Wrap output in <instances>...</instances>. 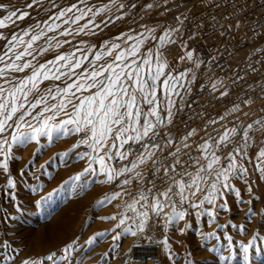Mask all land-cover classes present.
Masks as SVG:
<instances>
[{
  "label": "snow or ice",
  "instance_id": "snow-or-ice-1",
  "mask_svg": "<svg viewBox=\"0 0 264 264\" xmlns=\"http://www.w3.org/2000/svg\"><path fill=\"white\" fill-rule=\"evenodd\" d=\"M111 3L115 4L116 0ZM81 4H85V0H74L67 6L57 5L53 0L52 7L56 11L46 20L30 24L10 36L0 31V41L4 42L0 47V151L4 154L0 167L8 171V157L13 145L39 143L41 137L51 144L61 137L79 135L81 138L64 155L81 145L90 149L76 154L78 159L88 161L83 174L96 172L93 165L98 163L99 173L104 177L101 183L123 186L138 182L145 186L148 194L141 190L138 199L134 198L128 205L133 212H137V204L144 209L137 212V219L133 221L139 230H144L151 219L150 213L160 216L168 207L171 213L166 214V223L184 220L186 212L177 211V200L181 205L187 203L190 208L200 207L197 216L206 214L208 222L214 223L216 211H208L205 204L216 205L217 200H222L218 208L231 211L227 194L233 191L236 202H240V192L233 188L230 180L246 176L247 169L238 163V159L247 155L254 124L243 127L223 124L228 115L235 114L239 119L241 112L239 104L229 100L232 107L223 115L218 113L217 118H208L203 126L186 125L187 130L173 134L172 128L176 127L179 114L192 107L191 103H185V97L192 94L191 85L197 79L192 69L176 75L168 71L164 53L171 54L168 46L176 43L172 37L179 28L164 30L159 36L155 35L154 29H149L151 39L157 44L149 47L146 53L141 52V46L148 37L140 39L127 34L99 44H88L84 40L73 43L67 37L81 33L96 35V30L103 31L123 19L117 15L115 19H101L98 24L96 18L108 9V4L95 9L87 5L81 8ZM37 6H43L42 0H30L24 7L34 9ZM136 6L131 4V7ZM117 7L122 10L126 5L121 3ZM0 9L7 11V5L0 2ZM44 10L50 12L47 8ZM86 18L87 22L81 24ZM26 19H33L31 12L22 9L8 11L0 18V29L8 28L6 22L16 24ZM71 25L78 27L73 29ZM187 39L195 40V34H190ZM181 43L187 47L185 41ZM65 45L70 47L65 49ZM193 54L194 50H189L180 58L193 61L194 68L199 69L205 62L199 58L193 60ZM213 60L218 61V58L213 57ZM243 79L237 74L232 82L235 84ZM210 87L218 101L228 100L232 95L223 79L212 80ZM260 91L264 92V86ZM253 102L251 99L240 101L242 104ZM61 115L66 118L59 119ZM196 116L202 118L203 113H197L189 120ZM254 123L264 130V119ZM217 124L221 127L207 131L209 126ZM201 132L205 134L201 135ZM236 136L240 140L231 150L224 152ZM255 158L261 161L258 170L260 178L264 179V148ZM205 185H208L207 195L199 205L193 204L197 193L205 191ZM8 186L16 185L9 179ZM11 195L14 199L15 195ZM98 203L103 205L106 200ZM125 219H121L117 227L125 224ZM230 224L233 229H244L242 224L231 221ZM188 227L190 225L185 224V228ZM127 231L130 229L125 228ZM103 235V232L97 234ZM208 237L211 236L205 234L203 238ZM225 237L230 244L232 237L227 234ZM96 239L93 237L88 243L91 245ZM119 239L118 235L113 236V240ZM73 250L74 242L67 244L63 252L70 254ZM56 256L54 252L46 260L59 264V261L69 259V255L62 254L58 260ZM23 264L30 262L25 260ZM31 264L39 262L32 261Z\"/></svg>",
  "mask_w": 264,
  "mask_h": 264
},
{
  "label": "rangeland",
  "instance_id": "rangeland-1",
  "mask_svg": "<svg viewBox=\"0 0 264 264\" xmlns=\"http://www.w3.org/2000/svg\"><path fill=\"white\" fill-rule=\"evenodd\" d=\"M150 1L152 0H116V3L112 4L111 0H94V1L86 0L85 4L80 5L81 8L82 7L85 8L86 5L88 7L93 6V8L103 7L104 4L107 2L108 9L101 15L97 16V18L98 17L100 18L98 19L96 18V23L98 24L101 22V19L108 20L109 16L112 19H115V16L117 15H120V16L124 15L125 17H123V20L118 21L119 23L116 22L117 24L115 26H110L108 28H105L103 30L104 32L103 31L100 32V30H96V35L94 36L93 35L91 36L90 34L88 36L87 35L85 36V34L82 33L77 37L70 36V37H67V39L72 40L74 43L75 41L76 43H78L80 40H84L88 44H93V43L99 44L103 40H114L115 37L123 35V34L135 36L140 39H143L144 37H148V39L145 40L144 45L141 46V52L146 53L149 47H155V45L157 44L156 40L151 39L152 34L149 33L148 31L149 29H154L155 35L159 36V35H163L164 30H168L170 28H179V32L175 33L172 37L174 40H176V44H172L169 46V48L171 49V54H169L168 52H165L164 56L168 61V71L172 72L174 75L179 74L180 72H184V70L187 68V65L192 63V61L186 58L181 59L180 57L186 56L187 51L193 50L192 45H191L193 40L188 41L187 47H183V46L181 47L177 43L179 42L177 40L186 39L190 35L184 23L183 12H188L190 10L197 9V5H195V3H191L183 7L181 6V4H178L176 0H161L157 2V4L158 5H161V3L165 4L162 9H159L156 6H152L150 9L148 7L149 5L148 3H150ZM42 2L46 4L47 9L49 10L51 9L50 12H46L45 10L34 12V11H30V9L23 8V10L25 9L24 11L28 10L29 12H31L33 21L31 19H26L25 22L21 21V23H24L25 26L24 24H21L20 21H18L16 22L17 25L13 24L14 27L12 26L10 22H6L9 24L8 26L9 28H6V29H9V30L6 31V29H1V31L10 36L12 34L11 32L19 33L21 31L20 29L27 28L30 24L36 23L34 22V20H36L37 22H40V21L42 22L44 21L45 18H48V15L50 13L51 14L55 13L56 9L52 7L53 0H42ZM54 2L57 5L67 6L70 3L74 2V0H58V1L54 0ZM121 3L125 4L126 7L122 10H118L117 5ZM132 3H135L137 6L131 7ZM4 15H7V14L5 13ZM88 15L91 16V13H89ZM1 16L3 15L0 14V18H2ZM142 16H144L145 18ZM131 20H133L134 23L130 22ZM85 21L87 22V18L86 20H83L80 23L81 24L86 23ZM179 21H182L183 23L181 24ZM58 23H62V22H58ZM132 23L135 24V26ZM19 24L21 25V28ZM73 26L76 28V26L78 25L76 26L73 25ZM73 26L71 25L72 28H74ZM119 27H121V29ZM79 38H82V39H79ZM25 39H27V37H25ZM115 42L120 43L121 41L116 40ZM40 43L42 44L43 41H41ZM128 43L131 44V43H134V41H128ZM3 44L4 42L0 41L1 47H3L2 46ZM68 46L69 45H65V49H67ZM173 52L175 53V55H173ZM52 55H54V53ZM195 56L196 54L194 51L193 60L195 59ZM17 75H23V74H17ZM0 83L2 82L0 81ZM64 118L66 117L61 115L59 119H64ZM262 132L259 133L260 136L255 138L254 142H252V145H251V152L253 155V162H254V167L256 168V170L259 169V166L261 165V161L257 160L255 156L258 154V151L261 148H264V133L261 134ZM76 136L77 135L61 137V138L55 139L54 140L55 143L53 142L51 144L48 143L45 137H41L39 143L29 142L24 147L23 146L16 147V145H13L12 151L11 153H9V157H8V164H9L8 171H5L3 167H0V187H1L0 188V224H1L0 225L1 227L0 228V237H1L0 238L1 239L0 240V264H10V263L11 264L12 263L13 264H23L25 260H28V261L30 260L29 262L31 264L32 259L33 261L39 262V264H52V261H47L46 257L48 255H52L54 252L57 254L56 256L57 260L59 259V256L62 254L69 255L68 261H59V264H121L123 263L121 262V256H123V253H120L118 250L117 240H113V236H117L116 233H117V225H118V218H117V212H116L117 203L115 199V192L111 187L112 185H110L109 183H101V180H103L104 177L99 173L98 163L93 165V167L96 169V172L91 173V174H83L84 169L88 167V161L86 159L80 160L77 158L76 154L78 152V149L71 151L70 154L73 157L72 158L73 164H70L71 166H70L68 173L65 175V177L61 181L62 184L68 187L67 188L68 191L66 192L67 194L64 193L60 195L62 199L64 200V198H67L68 196H70V194L76 195L78 197L84 196L89 191L94 192V194L82 206L81 211L78 215L79 218H77V221L75 222V225H74L75 228L73 227L74 232H72V234L70 235V238H67V240L59 243L60 245L58 244L57 247H54V248L51 247V248L44 250L43 252L45 254L42 252L43 253L42 255L40 253L39 255H37V254L29 253V252L26 253L24 246H22L19 242L20 238L17 237L18 232L21 229H23L25 225L26 226L30 225L28 221L29 215L38 209H43L45 206L47 207L49 200H50V196H51L50 192L48 190H45V189H48L47 182H49L52 178L56 176L57 174L56 172H58V169H60L63 163H65L64 161L65 159H67L66 157H68L69 155L65 156L64 153L69 152V150L72 148V145L77 142ZM66 143H69L68 147L66 148H59L54 151H51V149H49L51 147L53 148V147H56L57 145L61 146ZM18 147H20L19 148L20 150L18 149ZM41 149L44 151H42ZM45 153H48V155L46 156ZM100 155H103V152H101ZM41 156H42V161H39L41 160ZM50 158L53 160H51ZM3 161H4V154L2 151H0V163H3ZM58 161H60L59 163L61 165L60 164L58 165ZM76 162L78 163L76 164ZM62 167H64V165ZM35 171H37V173ZM41 177L43 178V180ZM77 177L79 178L77 179ZM9 179H11L16 185L15 187H12L13 189L9 188L8 186ZM260 181L264 182V179H260ZM18 192L21 194H19ZM11 194L15 195L14 199L12 198ZM26 197H27V201H26ZM28 198H29V202H28ZM247 199H248V204H249V207L247 209V215H249V220L250 221L251 220L252 221L254 220L264 221V217H263L264 216V188L263 186H261V183H260V186L256 187L251 193H249V196L247 197ZM101 200H106V203H104L103 205H100L98 202ZM220 203H223V201L217 200L216 219H217V236H219V239H217V244L220 243L221 235L223 233L224 235L228 234L227 230H224V231L221 230L220 221L223 218H224L223 220H227L229 218L228 215H230L231 213V211H226V210H224L225 211L224 212L223 209L220 211V209L218 208V205ZM254 203L259 204L257 210L255 211H253ZM31 204L34 206H32ZM227 204H228V207H230L231 209V198L229 197V195H227ZM25 207H28V208H25ZM2 212H4V214ZM46 221L47 219L45 218L41 219V225L43 224L47 226L49 222H46ZM188 225H191V222L190 223L188 222ZM242 225H244V229L240 230L241 237L240 239H237V243L238 245H241L243 248H246L249 242H251V237H252L251 234L253 233L251 231L249 232V230H251V227L249 226L250 224H248V222L243 221ZM89 226H91L93 229L91 227L89 228ZM263 227H264V222H263ZM173 228H177V231L180 234V236L176 240L177 242H179V245L180 246L181 245L187 246V244L189 245L188 243L189 227L185 228V226L184 227L179 226V227H171L170 229H173ZM203 228H204L203 229L204 233H206V228L205 227ZM170 229H169V236H171ZM101 232L105 233V235H103L104 237L109 238L110 242H109L107 249H101V248L99 249L98 247L99 239L103 238V236H97V234ZM246 235L248 236L246 237ZM93 237H97V239L93 242V244L90 245L88 241L92 239ZM73 242H74V250L71 251L70 254L64 253L63 249L66 247V245L69 243H73ZM169 248H171L170 250L172 251L169 252L168 254L167 249ZM106 253L107 255H105ZM164 253L165 255L172 256L171 263L176 264L177 254H176V251L173 249V244H171V242H168L167 248L165 249Z\"/></svg>",
  "mask_w": 264,
  "mask_h": 264
},
{
  "label": "built area",
  "instance_id": "built-area-1",
  "mask_svg": "<svg viewBox=\"0 0 264 264\" xmlns=\"http://www.w3.org/2000/svg\"><path fill=\"white\" fill-rule=\"evenodd\" d=\"M176 2L183 7L191 3L197 5V9L183 12V17L188 33L195 34V40L191 44L196 54L195 59L199 58L205 63L199 69H195L192 61L184 70L192 69L197 77L195 83L191 85L192 94L185 97V103H191L192 107L185 108V111L179 114L172 133L187 130L186 125L188 127L203 126L208 118H217L218 113L223 115L226 109L232 107L229 102L231 100L239 104L241 108L238 114L239 119L235 114H230L222 123L227 124L228 127L234 124L243 127L253 123L254 128L251 130L253 142L259 133L264 131L254 123L258 119H264V106H262L264 92L260 91L264 86V0H176ZM213 57H217L218 61L213 60ZM237 74L244 79L237 80L233 84L232 79ZM210 77L212 80L223 79L228 85L232 92L228 100L214 99V94L211 93ZM185 84L187 86V81ZM244 99H251L254 102L240 103ZM197 113H203V117L196 116L194 120H189V117ZM213 127L220 128L221 125L209 126L207 131L211 132ZM80 138L79 135L76 136L77 142ZM239 140V136L234 137L233 144L224 148V152L231 150ZM251 145L252 143L247 149V155L243 159H238V163L247 169L246 176L242 179L230 180L239 192L248 194L261 183L260 173L254 167ZM85 151L90 149L83 145L78 148V152ZM193 154L196 153L193 152ZM210 183L211 181L208 182L209 185ZM109 184L115 192L118 224L121 219L128 218L125 219V224L117 227L116 234L120 237L117 240L118 250L128 256L130 264H162V255L169 242V229L184 227L192 219L204 216H197V213L201 212L200 207L190 208L187 203L181 205L177 200V211L186 212L184 220L166 223V214L171 213V208L168 207L160 216L150 213L151 219L141 231L133 221L137 219V212L144 209L137 204V212H133L128 205L134 198L138 199V193L141 190L148 194L145 186L138 182L123 186L112 182ZM204 187L205 191L197 193L196 198L192 200L193 204L199 205L200 200L207 195L208 185ZM116 193L120 195L117 196ZM204 207L208 211L217 212V202L216 205L205 204ZM125 228L130 231L125 232Z\"/></svg>",
  "mask_w": 264,
  "mask_h": 264
},
{
  "label": "bare ground",
  "instance_id": "bare-ground-1",
  "mask_svg": "<svg viewBox=\"0 0 264 264\" xmlns=\"http://www.w3.org/2000/svg\"><path fill=\"white\" fill-rule=\"evenodd\" d=\"M58 1V0H57ZM86 1V0H85ZM94 1V0H93ZM161 0H152L150 3L152 6H156L159 9H162L165 4L161 3V5H158L157 2ZM0 2L7 5V11L4 9H0V14L4 15L7 14L8 11L14 10V9H22L25 8V4L27 2H30V0H0ZM88 2V1H87ZM90 2V1H89ZM92 2V1H91ZM123 2V1H122ZM107 4V2L105 3ZM42 7L37 6L34 9H30V11H40L44 10L46 8V4L42 2ZM91 7V6H89ZM93 7V6H92ZM83 8V7H82ZM95 8V7H94ZM151 9V8H150ZM25 10V9H24ZM51 10V9H50ZM28 11V10H26ZM55 11V10H54ZM150 11V10H149ZM151 12V11H150ZM155 12V11H154ZM113 13V11H112ZM115 13V12H114ZM43 14V13H41ZM45 14V13H44ZM150 14V13H149ZM32 15V14H31ZM47 16V15H46ZM2 17V16H1ZM110 17V16H109ZM122 17H125L124 15ZM128 17V16H127ZM144 17V16H142ZM43 18V17H42ZM100 18V17H98ZM97 18V19H98ZM106 18V17H105ZM145 18V17H144ZM37 19V18H36ZM47 19V18H45ZM44 19V20H45ZM130 19V18H129ZM139 19V18H138ZM32 20V19H31ZM38 20V19H37ZM86 20V19H85ZM123 20V19H122ZM142 20V19H141ZM147 20V19H146ZM149 20V19H148ZM33 21V20H32ZM135 21V20H134ZM145 21V20H143ZM18 22V21H17ZM25 22V21H24ZM28 22V21H27ZM34 22H37L34 20ZM33 22V23H34ZM41 22V21H40ZM61 22V21H58ZM86 22V21H85ZM130 22H133L131 20ZM138 22V21H137ZM140 22V20H139ZM138 22V23H139ZM21 23V21H20ZM31 23V21H30ZM119 23V22H118ZM134 23V22H133ZM132 23V24H133ZM24 24V23H21ZM117 24V23H116ZM115 24V25H116ZM123 24V23H122ZM125 24V23H124ZM130 24V23H129ZM137 24V23H136ZM17 25V24H16ZM20 25V24H19ZM135 26V24H133ZM13 26V24H12ZM25 26V24H24ZM73 26V25H72ZM76 26V25H75ZM128 26V25H127ZM14 27V26H13ZM74 27V26H73ZM78 27V26H76ZM9 28V27H8ZM12 28V27H11ZM21 28V25H20ZM75 28V27H74ZM73 28V29H74ZM121 29V27H119ZM124 28V27H123ZM122 28V29H123ZM17 29V28H16ZM9 29H6V31ZM21 30V29H20ZM1 31V29H0ZM4 31V30H3ZM18 32V30H17ZM101 32V31H100ZM99 32V34H100ZM104 32V31H103ZM8 33V32H6ZM13 33V32H11ZM82 34V33H81ZM84 34V33H83ZM7 35V34H6ZM75 36V35H74ZM83 36V35H81ZM86 36V35H85ZM84 36V37H85ZM88 36V35H87ZM92 36V35H91ZM94 36V35H93ZM70 37V36H69ZM77 37V36H76ZM99 37V36H98ZM62 38V37H61ZM60 38V39H61ZM64 38V37H63ZM62 38V39H63ZM96 38V37H95ZM101 38V37H100ZM82 39V38H79ZM78 40V39H77ZM98 40V39H97ZM176 41V40H175ZM177 42L181 47L183 46L180 41L177 40ZM183 41L188 43L189 40L183 39ZM2 42V41H1ZM74 43V42H73ZM76 43V41H75ZM176 44V43H175ZM3 46V45H2ZM170 46V45H169ZM168 46V47H169ZM1 47V46H0ZM69 47V46H68ZM184 47V46H183ZM167 52V51H166ZM173 55L175 53L173 52ZM174 66V65H173ZM172 66V67H173ZM2 82V81H1ZM262 132L261 134H263ZM258 135L257 137H259ZM256 137V138H257ZM71 139V138H70ZM255 140V139H254ZM254 142V141H253ZM256 142V141H255ZM55 143V142H54ZM59 144V143H57ZM48 145V144H47ZM69 143H66L61 146L51 147V151H54L59 148H66L68 147ZM30 146V145H29ZM52 146V145H51ZM17 147V146H16ZM24 147V146H23ZM48 147V146H46ZM20 147H18L19 149ZM20 150V149H19ZM22 150V149H21ZM28 150V149H27ZM42 150V149H41ZM17 151V149H16ZM23 151V150H22ZM44 151V150H42ZM50 151V152H51ZM20 152V151H19ZM46 156L48 153H45ZM44 154V155H45ZM68 156V155H67ZM53 158V157H52ZM65 163H63L64 167L61 166L60 169H58V172H56V176L52 178L48 183V190L51 194L49 203L47 207L45 206L43 209H38L35 212L31 213L28 217V221L30 223L29 226H26L21 229L18 232L17 237L20 238V244L24 246L26 253H32L37 254L39 253L42 255L44 250L48 248H54L57 247V245L65 240L67 238H70V235L72 234L73 227L75 225V222L77 221V218H79V213L81 211L82 206L91 198V196L94 194V192H87L82 197H78L76 195L70 194L67 198L62 199L61 195L66 193L67 186L62 184L61 181L65 177V175L68 173L70 169V164L72 163V155L69 154L68 157H66ZM40 159V158H39ZM51 159V158H50ZM53 160V159H51ZM42 161V156L41 160ZM61 161V160H60ZM58 161V165L60 164ZM38 162V161H37ZM52 162V161H51ZM63 162V161H62ZM78 162H76L77 164ZM53 164V163H52ZM61 165V164H60ZM38 166V165H36ZM35 166V167H36ZM44 166V165H43ZM50 166V165H49ZM73 167V166H72ZM38 169V167H37ZM52 169V168H51ZM54 169V168H53ZM35 170V169H34ZM50 170V169H49ZM57 170V169H56ZM42 171V170H41ZM40 171V172H41ZM10 172V170H9ZM27 172V171H26ZM37 173V171H35ZM55 174V173H54ZM27 175V173H26ZM8 176V175H7ZM21 176V175H20ZM34 176V175H33ZM23 177V176H22ZM21 177V178H22ZM16 178V177H15ZM35 178V177H34ZM42 178V177H41ZM43 180V178H42ZM17 181V180H16ZM48 181V180H46ZM34 182V181H33ZM18 184V183H17ZM20 184V183H19ZM26 184V183H25ZM40 184V183H39ZM32 185V184H31ZM20 186V185H18ZM17 186V187H18ZM261 186L264 188V182L261 181ZM44 187V186H43ZM74 187V186H73ZM1 188V187H0ZM7 188V187H6ZM42 188V187H41ZM235 190H237L236 187H233ZM13 189V188H12ZM22 190V189H21ZM44 190V189H43ZM239 191V190H238ZM262 191V190H261ZM10 192V191H9ZM29 192V190H28ZM36 192V191H35ZM11 193V192H10ZM19 193V192H18ZM21 194V193H19ZM61 194V195H60ZM67 194V193H66ZM4 195V194H3ZM10 195V194H8ZM27 195V194H26ZM231 198V213L229 218L227 220L221 219V226H227V227H221V230H227L229 236L232 237L231 243L229 244V241L227 237H225L224 233L221 235L220 243L217 244V219L215 220L214 224L209 223V217L207 215H204L202 218H194L192 219L191 225L188 230V243L187 246L179 245V242H177V238L180 236V234L177 231V228L170 229V235L169 239L171 244H173V249L176 251L177 257H176V264H264V227H263V220L259 221H250L249 215H247V209L249 207L248 199L249 196L248 193H244L243 191H240V202H236V196L235 192H231L228 194ZM30 196V194H29ZM36 196V195H35ZM4 197V196H3ZM24 197V196H23ZM22 197V198H23ZM48 197V196H47ZM21 198V199H22ZM254 198V197H253ZM25 199V198H24ZM35 199V198H34ZM48 199V198H47ZM256 199V198H255ZM27 201V197H26ZM25 201V202H26ZM13 202V201H12ZM24 202V201H23ZM29 202V198H28ZM4 203V202H3ZM6 203V202H5ZM32 203V202H31ZM33 204V203H32ZM31 204V205H32ZM46 205V204H45ZM5 206V204H4ZM13 206V205H12ZM34 206V205H32ZM259 204L253 205V211L257 210ZM10 207V206H9ZM24 207V206H23ZM7 208V207H6ZM28 208V207H25ZM34 208V207H33ZM230 208V207H229ZM27 210V209H26ZM32 210V209H31ZM222 209H220L221 211ZM2 211V210H1ZM4 211V210H3ZM6 211V210H5ZM12 211V209H11ZM15 211V210H14ZM224 211V210H223ZM225 212V211H224ZM259 212V211H258ZM257 212V213H258ZM4 214V212H2ZM24 213V212H23ZM223 213V212H222ZM25 215V214H24ZM253 215V214H252ZM251 215V216H252ZM26 216V215H25ZM227 216V217H228ZM264 217V216H263ZM47 219L46 222H49L47 226L41 225V219ZM263 219V218H262ZM3 221V220H2ZM5 221V220H4ZM19 221V220H18ZM219 221V220H218ZM230 221L232 223H235L237 225H241L243 221L248 222L251 227V231L253 234H251V242L247 245L246 248H243L241 245H238L237 239H240L241 237V231L239 228L233 229L231 227ZM16 222V221H15ZM189 222V223H190ZM45 223V221H44ZM18 224V223H17ZM23 224V223H22ZM21 224V225H22ZM1 225V224H0ZM19 225V224H18ZM20 225V226H21ZM4 226V225H3ZM15 226V225H14ZM93 226V224H92ZM7 227V226H6ZM16 227V226H15ZM91 226H89L90 228ZM203 227L206 228V233L203 231ZM1 228V227H0ZM4 228V227H3ZM22 228V227H21ZM75 228V227H74ZM92 228V227H91ZM220 228V226H219ZM249 228V227H248ZM12 229V228H11ZM17 229V228H16ZM93 229V228H92ZM2 232V231H1ZM244 232V231H243ZM247 232V231H246ZM210 235L211 237H208L207 239H204V235ZM250 234V233H249ZM3 235V234H1ZM5 235V234H4ZM14 235V234H13ZM107 236V235H106ZM248 235H246L247 237ZM10 237V236H8ZM7 237V238H8ZM14 237V236H13ZM1 238V237H0ZM259 238V239H258ZM258 239V240H256ZM1 240V239H0ZM16 240V239H15ZM109 238L104 237L99 239V249H107L109 245ZM3 243V242H2ZM246 243V242H245ZM64 244V243H63ZM184 244V243H183ZM18 245V244H17ZM60 245V244H59ZM3 246V245H2ZM9 248V247H8ZM18 248V247H17ZM19 249V248H18ZM171 248L167 249V252H171ZM247 249V251H245ZM12 250V249H11ZM52 250V249H51ZM111 250V249H110ZM21 251V250H20ZM13 252V251H12ZM43 252V253H42ZM51 252V251H50ZM116 252V251H115ZM114 252V253H115ZM118 252V251H117ZM8 253V252H7ZM10 253V251H9ZM24 253V254H26ZM20 254V253H19ZM45 254V253H44ZM119 254V253H117ZM23 255V254H22ZM173 255V254H172ZM3 256V255H2ZM1 256V257H2ZM31 256V255H30ZM35 256V255H34ZM7 257V255H6ZM221 257H224L223 260H221ZM17 258V257H16ZM33 258V257H32ZM30 259V258H29ZM117 260V259H116ZM115 260V261H116ZM172 256L165 255L163 253L162 255V264H172L171 263ZM13 261V260H12ZM18 261V260H17ZM30 261V260H29ZM33 261V259H32ZM121 264H130L128 260V256L126 254H123L121 256ZM11 264V263H10ZM13 264V263H12Z\"/></svg>",
  "mask_w": 264,
  "mask_h": 264
}]
</instances>
